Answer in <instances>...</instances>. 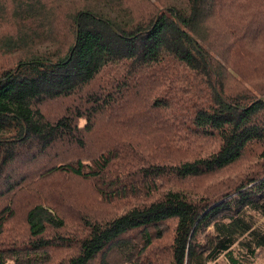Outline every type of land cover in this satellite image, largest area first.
<instances>
[{"label": "trees", "instance_id": "16d2710c", "mask_svg": "<svg viewBox=\"0 0 264 264\" xmlns=\"http://www.w3.org/2000/svg\"><path fill=\"white\" fill-rule=\"evenodd\" d=\"M139 2L137 18L130 0L82 5L60 50L42 49L0 73V264L21 253L26 264H46L39 254L58 247L71 252L56 264H249L264 249L252 215L264 217V75L246 77L233 63L264 53V0ZM3 15L16 22L15 35L4 38ZM57 15L43 0H0V56L33 45ZM98 128L111 141L92 153L88 138ZM210 142L217 146L203 152ZM131 147L177 155L146 158L129 174ZM247 152L260 161L234 187L196 198L182 188ZM58 175L91 184L104 205L134 202L105 219L82 217L80 238H67L53 203L60 194L34 186ZM26 187L21 250L9 225Z\"/></svg>", "mask_w": 264, "mask_h": 264}, {"label": "rangeland", "instance_id": "374dc122", "mask_svg": "<svg viewBox=\"0 0 264 264\" xmlns=\"http://www.w3.org/2000/svg\"><path fill=\"white\" fill-rule=\"evenodd\" d=\"M48 10H52L60 12V17H56V20H46L43 21V27L38 30L39 37L35 39L33 45H29L25 49L12 53L5 50L4 56H0V73L5 71V69H13L20 60L30 58L29 55H33L34 53L40 52L42 49H49L51 52H56L60 50L64 44H66L68 39V32H69V22L71 11H77L81 8L82 5H90L94 0H43ZM43 3V2H42ZM56 6H59L56 8ZM133 16L137 15V13L142 12V6L139 0H130V5L127 7ZM62 9L65 10L62 11ZM137 18V16H136ZM40 22L36 21L32 23L29 27L32 31V27L39 25ZM68 25V28H67ZM3 27H4V38L8 35H15L18 31L16 22L10 18V15L7 17L3 15ZM31 50V51H30ZM30 51V52H29ZM12 53V54H11ZM33 53V54H32ZM257 55V56H256ZM233 63L241 69V73L246 77H261L264 75V53H258L251 55L244 58H234ZM51 104V103H50ZM49 106V104H47ZM123 104L120 103L119 106ZM57 105H53L52 109L56 108ZM60 108V107H59ZM57 108V109H59ZM52 110V111H53ZM104 130L97 129L93 136H90L88 142V149L92 153L95 151L100 150L103 147H107L109 142L111 141L108 136L103 135ZM109 137L111 138L112 134L108 132ZM119 135V134H118ZM217 146V142H210L204 146L203 152L210 153ZM145 147V146H144ZM131 149L135 150L133 147ZM126 148L125 154L126 159L124 164H126V169L130 173L135 172V169L132 167L137 168L138 164L141 163L144 159L149 158L153 159L157 157H163L167 154L173 155L176 153L172 150L168 152H159L155 156L151 157L147 154L146 151L143 150H131ZM147 149V148H146ZM88 152V151H87ZM86 152V153H87ZM173 152V153H172ZM177 155V153H176ZM148 159V160H149ZM259 159H257L254 155L252 156L251 153H246V158H242L240 162L234 163L232 166L227 167L224 171L218 172L211 177L206 179H197V180H185L182 184V188H184L188 194L192 195L196 198L198 195L203 193L205 189H218V188H225L226 186L234 187L236 184L241 183L240 178H244V176H250L252 172H255L257 167L255 163H259ZM118 170V169H116ZM126 170V171H127ZM137 170V169H136ZM125 171V172H126ZM30 177V173L27 174ZM26 175V176H27ZM25 176V177H26ZM129 176V175H127ZM247 177V178H248ZM27 178V177H26ZM25 178V179H26ZM244 182V181H243ZM49 185V186H48ZM163 183H160L162 186ZM36 187V191L46 192L49 195V190H44L46 187L51 189V195L56 192L60 194L58 198L55 196L54 205L60 210V212L64 215L66 219L65 228L67 229V233L63 232L67 238H80V235L75 236L74 234L77 232V229H80V225L82 224V217H86L90 221V217L94 220L98 219H105L109 217V215H118L122 211H124L128 205H131L132 202L130 200H120L111 202L110 204L104 205L97 194L94 193L92 190L91 184L84 182L82 180L73 178V177H66L63 176H52V178L44 181V184L38 180L37 183L34 185ZM179 186V187H178ZM164 187H171L173 189L181 188V183H172L168 182ZM161 188V187H160ZM44 190V191H41ZM54 191V192H53ZM30 195L28 191V187H26V191L24 189H18V192L15 195V216L16 220H13L9 227L13 230L15 234V243L17 249L22 250V245L28 242V233L25 229L24 223V213L28 210L29 205L28 201ZM71 205L70 209L67 207ZM255 217L256 225L261 226L264 229V217L261 218L257 214H252ZM18 218V219H17ZM12 225V226H11ZM255 225V227H256ZM167 226L172 227L171 223ZM73 235V236H72ZM168 235H166V239L164 243H167ZM9 244L10 243H6ZM18 244V245H17ZM240 249L238 245L234 247V249ZM241 250V249H240ZM71 252V249L65 250V248H54L53 251H48L45 253L39 254V259L47 260L46 264H56L60 259L67 256ZM24 253H21L18 256L19 260H8L5 264H26L28 259H25ZM130 264V263H127ZM210 264V263H208ZM212 264H225L224 257L220 258L219 261L214 262ZM249 264H264V249L258 250L257 257L255 260Z\"/></svg>", "mask_w": 264, "mask_h": 264}]
</instances>
